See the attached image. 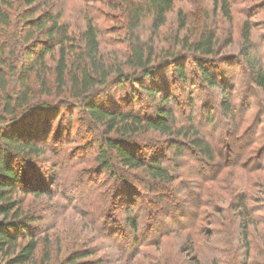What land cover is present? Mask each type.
Returning <instances> with one entry per match:
<instances>
[{
    "label": "rangeland",
    "instance_id": "1",
    "mask_svg": "<svg viewBox=\"0 0 264 264\" xmlns=\"http://www.w3.org/2000/svg\"><path fill=\"white\" fill-rule=\"evenodd\" d=\"M5 3L11 6L2 8L10 24H0V42L5 47L0 60L12 94L21 90L18 76L29 61L27 49L54 42L53 37L38 31L30 35L26 29L27 21L31 24L37 16L45 20L46 14L56 17L75 43L72 50L66 48L71 42L63 43L67 69L80 62L81 35L88 20L97 29L100 58L108 66L122 64L125 69L129 44L123 0ZM31 8L33 17H26ZM204 30L216 38L206 66L217 76L219 87L183 86L174 82L172 68L160 73L159 79H169L176 124L196 129L209 142L214 157L201 155L182 137L153 132L139 136L141 153L157 157L174 177L166 188L150 189L142 171H128L118 182L101 173L94 160L100 131L86 121L76 97L56 90L53 71L59 44L46 54L52 90L39 98L47 102V109L20 120L27 131L32 129L34 139L37 135L38 141L45 139L41 144L45 153L28 175L43 193L16 196L35 218L30 226L39 241L37 264H62L67 256L83 252L90 255L78 261L88 264H236L234 253L239 255L237 261L247 257L245 245L239 242L242 213L251 246L247 264H264V92L253 81L252 63L245 59L246 53L255 56L264 75V0H217V5L213 0H173L165 24L156 33L147 18L137 33L153 47L155 59L162 60L186 52L185 40L197 39ZM186 70L194 79L197 71L190 60ZM30 83L39 94L33 74ZM117 84L113 80L101 86L95 100L109 108L153 113L137 83L121 89ZM170 141L179 145L182 154L169 146ZM241 197L249 216L239 206ZM131 219L137 221L135 230ZM45 242L50 249L48 261L43 255Z\"/></svg>",
    "mask_w": 264,
    "mask_h": 264
},
{
    "label": "trees",
    "instance_id": "2",
    "mask_svg": "<svg viewBox=\"0 0 264 264\" xmlns=\"http://www.w3.org/2000/svg\"><path fill=\"white\" fill-rule=\"evenodd\" d=\"M7 0H0V24L7 26L10 18L2 9L6 7ZM28 6L34 4L36 0H25ZM217 5V0H213ZM127 9L128 48L129 52L124 60L125 69L122 64L118 67L108 66L99 53V42L97 39V29L87 21L86 28L81 35L82 47H80L79 61L67 69V51L63 43L68 41L72 50L75 43L72 37L68 36L65 28L58 24L57 18L52 14H46L45 20L42 16L30 20L27 31L30 35L34 32H41L46 37L54 38L50 46L38 49L31 47L27 49L29 61L23 64L19 70L20 92L16 95L9 90V78L5 70V64L0 60V264H37L36 252L38 248V238L31 230V224L35 218L29 215L22 207L21 201L16 196L31 192L40 195L43 190L30 182L28 176L30 167L34 166L44 153L42 146L45 139L37 140L31 135L32 129L24 125L21 119L32 117L37 111H46L47 102H41V95L51 94L49 81L46 76L47 66L45 63L46 54L51 53L56 44H59V58L54 68V84L58 92L67 91L77 98L81 110L86 115V121L97 126L100 131L101 140L96 149L94 160L101 173L115 181H124L126 172L142 171L145 175L150 189L166 188L170 185L174 177L169 173L166 166L162 165L155 156H148L140 147L138 137L146 133H159L161 135L182 137L187 144L198 150L201 155H207L212 159L214 154L209 142L200 137L198 131L191 125L186 128L182 124H176V117L171 107V99L174 97L170 90L169 79H159V74L172 68L174 82L183 86L204 85L207 88H218L217 76L208 68L206 63L209 56L214 54L216 38L213 32L202 31L197 39L189 42L185 40L183 44L186 52H176L167 59H155L153 47L148 45L139 36L137 30L142 26L144 19H149V26L152 33L162 27L166 22V14L171 10L173 0H123ZM27 12L33 17L34 8ZM39 17V18H38ZM35 20V21H34ZM58 39V42H55ZM247 35L244 40L247 41ZM38 41V38H37ZM5 47L0 42V54L4 53ZM245 59L251 65L253 81L264 92V75L262 66L255 56L246 53ZM190 60L195 69L196 76L191 78V73L186 70V62ZM34 75L39 83V94L30 83L31 75ZM115 80L117 86L125 88L127 83L138 84L140 94H144L148 99L152 114H140L133 108L114 109L109 108L101 102L95 100L94 93L109 81ZM131 96L134 98L133 91ZM40 95V96H39ZM156 97L158 99L156 100ZM131 98V102H134ZM41 115V119H43ZM24 129V130H23ZM40 136V135H39ZM175 146L176 152L182 154L179 145ZM124 188H129L124 183ZM245 198L241 197L239 206L247 216V205ZM242 218L244 215L242 213ZM240 218L239 242L245 245L244 260L237 261L238 256L233 254L236 264H247L250 254V243L248 241L247 223ZM128 221L130 219L128 218ZM133 230L137 228V221L131 219ZM43 255L46 261L49 260V243H44ZM90 253L83 252L78 255H69L62 264H88L78 260L88 257Z\"/></svg>",
    "mask_w": 264,
    "mask_h": 264
}]
</instances>
